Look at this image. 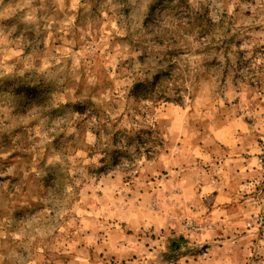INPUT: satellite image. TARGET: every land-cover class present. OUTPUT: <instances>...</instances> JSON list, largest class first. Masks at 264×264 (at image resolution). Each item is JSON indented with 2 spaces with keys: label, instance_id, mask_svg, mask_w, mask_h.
I'll return each instance as SVG.
<instances>
[{
  "label": "clouds",
  "instance_id": "9594fccd",
  "mask_svg": "<svg viewBox=\"0 0 264 264\" xmlns=\"http://www.w3.org/2000/svg\"><path fill=\"white\" fill-rule=\"evenodd\" d=\"M0 264H264V0H0Z\"/></svg>",
  "mask_w": 264,
  "mask_h": 264
}]
</instances>
